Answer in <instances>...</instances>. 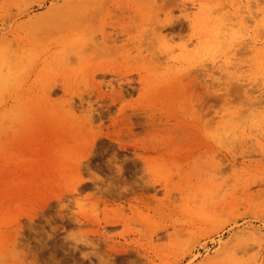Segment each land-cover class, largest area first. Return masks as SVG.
Segmentation results:
<instances>
[{"label":"rangeland","instance_id":"374dc122","mask_svg":"<svg viewBox=\"0 0 264 264\" xmlns=\"http://www.w3.org/2000/svg\"><path fill=\"white\" fill-rule=\"evenodd\" d=\"M0 264H264V0H0Z\"/></svg>","mask_w":264,"mask_h":264},{"label":"bare ground","instance_id":"6f19581e","mask_svg":"<svg viewBox=\"0 0 264 264\" xmlns=\"http://www.w3.org/2000/svg\"><path fill=\"white\" fill-rule=\"evenodd\" d=\"M235 69V68H234ZM225 78V77H224ZM229 78V77H228ZM230 79V78H229ZM229 79H227V80H229ZM224 80V79H223ZM228 82V81H227ZM231 82V81H230ZM230 85V84H229ZM227 87V86H226ZM230 87V86H229ZM232 87V86H231ZM234 87V86H233ZM232 89V88H231ZM239 93H240V91H239ZM236 94V93H235ZM240 95V94H239ZM238 94H237V96H239Z\"/></svg>","mask_w":264,"mask_h":264}]
</instances>
